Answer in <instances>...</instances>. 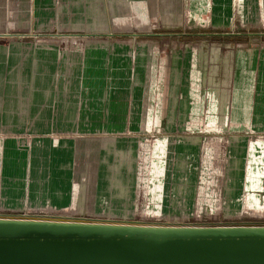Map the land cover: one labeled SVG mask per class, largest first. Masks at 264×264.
Here are the masks:
<instances>
[{
  "label": "rangeland",
  "instance_id": "1",
  "mask_svg": "<svg viewBox=\"0 0 264 264\" xmlns=\"http://www.w3.org/2000/svg\"><path fill=\"white\" fill-rule=\"evenodd\" d=\"M196 3L190 11L203 10H183L182 25L155 24L148 32L241 36L86 38L80 27L88 25L51 24L40 0H0V35H6L0 36V216L264 226V0ZM107 29L103 33H137ZM137 50L143 52L139 67ZM248 51L256 57L250 105L251 74L246 67V79L241 73ZM237 55L231 119L244 123L239 128L226 123L224 103ZM175 56L182 57V100L168 127L164 87ZM142 86L147 101L134 104ZM41 116L48 117V131ZM228 132L249 136L233 183L208 161L221 136L225 150ZM183 137L192 142L186 151L195 160H180ZM116 176L125 201L110 208Z\"/></svg>",
  "mask_w": 264,
  "mask_h": 264
},
{
  "label": "water",
  "instance_id": "2",
  "mask_svg": "<svg viewBox=\"0 0 264 264\" xmlns=\"http://www.w3.org/2000/svg\"><path fill=\"white\" fill-rule=\"evenodd\" d=\"M0 264H264V226H139L0 217Z\"/></svg>",
  "mask_w": 264,
  "mask_h": 264
},
{
  "label": "crops",
  "instance_id": "3",
  "mask_svg": "<svg viewBox=\"0 0 264 264\" xmlns=\"http://www.w3.org/2000/svg\"><path fill=\"white\" fill-rule=\"evenodd\" d=\"M167 1V2H166ZM166 2V3H165ZM196 3L198 0H40L41 4V15L44 14L45 8V17L48 18L49 16L53 19L50 21L51 24H69V25H88L87 27H80V30H84L88 32V34H112L114 37L118 36H127L131 38H145V39H170V38H181L187 39L192 36H197L198 34L191 35L181 32L180 34H173V33H150L148 31L155 30L153 25L159 24L163 25V27H178L183 24V16L182 12L188 9L191 10V3ZM182 3V4H181ZM184 3V4H183ZM178 4V5H177ZM197 4V3H196ZM166 6V7H164ZM161 7V8H160ZM173 8V9H171ZM166 9V10H165ZM169 10V11H168ZM166 11V12H164ZM169 12V13H168ZM192 12V11H190ZM49 15V16H48ZM175 19V20H174ZM49 23V22H48ZM108 26L112 28V31H127L132 32L136 31L137 33H133L130 35H123V34H115L110 32H105L108 30ZM102 30V31H101ZM94 32H102V33H94ZM135 35V36H134ZM241 36V35H240ZM113 37V38H114ZM200 37V36H197ZM244 57V63L242 72L244 75V79L247 77V73L245 74V68H247L248 73L251 74V85H250V92L248 93L249 105L252 99V91L253 87V68L255 64V53L250 51L242 53ZM143 56V52L137 50V57H138V64L137 67L140 65V57ZM145 56V52H144ZM186 57V64L185 69L190 71V59L189 56L184 54L183 61L185 62ZM175 59L172 61L170 67H167V76L168 79L165 78V93L167 95L166 103L167 107L169 106L167 112V125L168 127L172 124L175 118V109L176 105L181 102L182 96L179 95V87H178V75L180 68V61H182L181 56H175ZM237 60L238 55L236 56L233 63L230 61V69L234 67L233 76L232 73L229 72V78H232V88L231 91H226L230 97L226 94L225 96V107H226V123L230 122L231 125L235 128H239L244 125V123H238L232 121L231 113H232V103L235 97V90H236V72H237ZM233 64V66L231 65ZM184 69V68H183ZM184 69V70H185ZM230 71V70H229ZM262 74V72H260ZM259 74V76H260ZM186 77V75H185ZM187 77L189 79H194L192 74L187 73ZM230 80V79H229ZM167 81V83H166ZM259 81V77H258ZM136 88V87H135ZM62 89L67 90L68 85L65 84L62 86ZM143 92L140 97L136 93L133 96L134 104L137 102L144 104L147 101L146 96L144 95V86H142ZM64 97L66 98V92L63 93ZM64 98V100H65ZM186 98V97H185ZM186 103V101H183ZM41 121H45V130L48 131L47 128V121L48 117L45 116V119L41 116ZM249 119V117H248ZM247 119V121H248ZM256 118H254V121ZM42 126V125H41ZM238 126V127H236ZM254 127V125H253ZM45 133V132H44ZM47 133V132H46ZM237 132H228V138H231L226 142V148L224 150V136H221L219 142L216 141V150L212 153L208 161L211 162V166L215 163L217 169L220 170L219 175L221 178L226 176L227 178H231L233 183V176L235 177L238 175V171L236 168L238 167L239 162L241 161V154L242 151H245V140H249V136L245 135H238ZM243 143L244 147L237 146L236 144L239 142ZM179 155L180 160H195L193 152L186 151L187 145L192 144L187 140V137H183L179 142ZM222 145V146H220ZM214 164V165H215ZM226 166V173H224V169ZM116 180L113 182V188L111 190L110 196V208H117L118 205L124 204V196H122V189L119 185V180L117 176L115 177ZM205 182V181H204ZM217 185L228 184V180L226 183L224 180H215ZM222 194V193H221ZM227 194V193H225ZM126 199V198H125ZM109 208V209H110Z\"/></svg>",
  "mask_w": 264,
  "mask_h": 264
},
{
  "label": "bare ground",
  "instance_id": "4",
  "mask_svg": "<svg viewBox=\"0 0 264 264\" xmlns=\"http://www.w3.org/2000/svg\"><path fill=\"white\" fill-rule=\"evenodd\" d=\"M165 1V0H164ZM173 1V0H172ZM167 2V1H166ZM165 2V3H166ZM182 4V3H181ZM184 4V3H183ZM178 5V4H177ZM164 7H166V6H164ZM161 8V7H160ZM171 9H173V8H171ZM166 10V9H165ZM203 10V7H199L198 9H195V10H193L192 11V13L194 12V13H199V12H201ZM169 11V10H168ZM164 12H166V11H164ZM169 13V12H168ZM222 14H224V16L226 17V12H222ZM196 15V14H195ZM175 20V19H174ZM0 36H6V35H0ZM7 36H10V35H7ZM246 200H247V203H248V205H249V202H248V200H249V197L248 196H246ZM0 217H4V216H0ZM23 219H26V218H23ZM27 219H29V218H27ZM31 219V218H30ZM58 219H61V218H58ZM34 220H51V221H62V222H74V221H72V220H68V219H61V220H57V219H53V218H51V219H34ZM81 222H84V221H81ZM91 222H95V223H103V224H120V225H130L131 223H115V222H101V221H91ZM133 225V224H132Z\"/></svg>",
  "mask_w": 264,
  "mask_h": 264
}]
</instances>
